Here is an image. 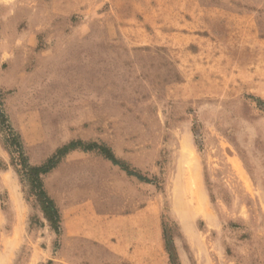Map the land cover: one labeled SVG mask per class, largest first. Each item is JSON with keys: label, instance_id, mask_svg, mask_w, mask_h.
<instances>
[{"label": "rangeland", "instance_id": "rangeland-1", "mask_svg": "<svg viewBox=\"0 0 264 264\" xmlns=\"http://www.w3.org/2000/svg\"><path fill=\"white\" fill-rule=\"evenodd\" d=\"M0 264H264V0H0ZM1 136V131H0Z\"/></svg>", "mask_w": 264, "mask_h": 264}, {"label": "trees", "instance_id": "trees-1", "mask_svg": "<svg viewBox=\"0 0 264 264\" xmlns=\"http://www.w3.org/2000/svg\"><path fill=\"white\" fill-rule=\"evenodd\" d=\"M4 93L0 91V131L1 142L11 156V164L15 168L22 183L28 186L29 193L36 198L45 218L50 222L51 227L59 232L61 213L55 200L45 189L43 175L51 172L60 163L61 159L69 152L82 149L84 151L97 150L104 157L119 165L129 175L136 176L138 179L151 182L152 179L143 175L141 172L131 169L129 165L119 159L114 151L107 145L98 142H84L80 139L71 140L70 142L59 147L45 162L33 164L25 151L20 133L13 127L8 114L4 107Z\"/></svg>", "mask_w": 264, "mask_h": 264}]
</instances>
